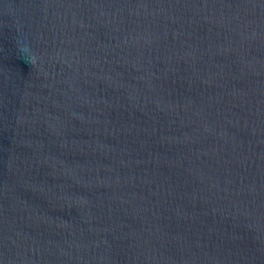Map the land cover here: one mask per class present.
I'll use <instances>...</instances> for the list:
<instances>
[{
  "label": "water",
  "instance_id": "water-1",
  "mask_svg": "<svg viewBox=\"0 0 264 264\" xmlns=\"http://www.w3.org/2000/svg\"><path fill=\"white\" fill-rule=\"evenodd\" d=\"M0 264H264V0H0Z\"/></svg>",
  "mask_w": 264,
  "mask_h": 264
}]
</instances>
